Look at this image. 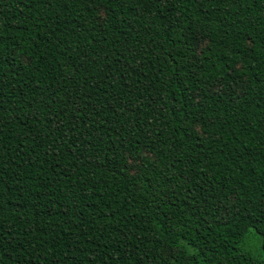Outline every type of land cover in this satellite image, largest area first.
Returning a JSON list of instances; mask_svg holds the SVG:
<instances>
[{"label":"trees","instance_id":"obj_1","mask_svg":"<svg viewBox=\"0 0 264 264\" xmlns=\"http://www.w3.org/2000/svg\"><path fill=\"white\" fill-rule=\"evenodd\" d=\"M0 264H264V0H0Z\"/></svg>","mask_w":264,"mask_h":264},{"label":"rangeland","instance_id":"obj_2","mask_svg":"<svg viewBox=\"0 0 264 264\" xmlns=\"http://www.w3.org/2000/svg\"><path fill=\"white\" fill-rule=\"evenodd\" d=\"M251 242H252L251 244L253 245V241H251Z\"/></svg>","mask_w":264,"mask_h":264}]
</instances>
